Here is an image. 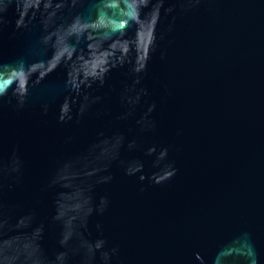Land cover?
Here are the masks:
<instances>
[{"label": "water", "instance_id": "obj_1", "mask_svg": "<svg viewBox=\"0 0 264 264\" xmlns=\"http://www.w3.org/2000/svg\"><path fill=\"white\" fill-rule=\"evenodd\" d=\"M0 264H264V0H0Z\"/></svg>", "mask_w": 264, "mask_h": 264}]
</instances>
